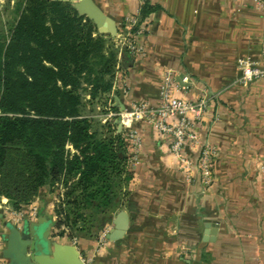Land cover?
Masks as SVG:
<instances>
[{"label":"crops","instance_id":"0c3cea01","mask_svg":"<svg viewBox=\"0 0 264 264\" xmlns=\"http://www.w3.org/2000/svg\"><path fill=\"white\" fill-rule=\"evenodd\" d=\"M91 1L114 21L117 35L123 32L122 21L136 17L140 6V0ZM147 1L158 9L135 35L138 51L118 56L108 105L116 111L136 103L157 106L166 72L174 79L171 96L207 99L194 126L197 141L183 149L190 169L178 165L169 136L151 123L133 124L136 139L130 129L121 128L132 178L127 203L111 217L121 210L127 213L123 236L101 242L59 235L47 225L56 220L54 205L63 188L46 184L23 207L27 211L36 204L33 217L16 220L7 199L0 198V259L5 224L20 227L28 219L40 231L47 229L52 241L73 245L89 264H264V76L242 83L238 65L239 60L260 57L264 8L253 0ZM14 3L0 0L1 22L9 21ZM102 109L86 106L88 116L100 123ZM204 145L215 151L206 188L196 166ZM206 223L217 227L213 241H203Z\"/></svg>","mask_w":264,"mask_h":264},{"label":"trees","instance_id":"16d2710c","mask_svg":"<svg viewBox=\"0 0 264 264\" xmlns=\"http://www.w3.org/2000/svg\"><path fill=\"white\" fill-rule=\"evenodd\" d=\"M20 3L11 23L0 21V197L19 212L39 188L59 184L58 234L97 238L127 203L132 172L123 132L84 110L116 112L108 96L118 56L130 53L70 2ZM157 9L140 0L129 32Z\"/></svg>","mask_w":264,"mask_h":264},{"label":"built area","instance_id":"2783aa9c","mask_svg":"<svg viewBox=\"0 0 264 264\" xmlns=\"http://www.w3.org/2000/svg\"><path fill=\"white\" fill-rule=\"evenodd\" d=\"M254 3L264 8V0H253ZM125 32L119 33L118 47L121 50L125 47L130 54H135L138 47L135 43L136 33H130L129 30L136 23L135 17H129L124 20ZM240 70L239 80L242 83L249 82L253 79L264 76V28L261 39L260 57L257 60L242 59L238 62ZM184 77L182 81H186ZM174 84V79L171 72H166L163 77V82L159 90V104L151 107L146 103L133 104L130 109L125 111H110L108 110L103 118L104 123L107 120L118 118L121 122V128L130 129L129 135L136 139L137 134L133 128V124L138 121H147L153 125L157 132L167 135L170 138L169 150L176 159L178 165L186 171L190 169L192 162L184 155L183 149L185 143L194 144L197 141V135L194 131V126L199 122L207 107V99L200 98L194 101H187L178 97L171 96L169 89ZM215 151L209 145L201 147L199 156L196 161V166L200 175L201 183L204 188L210 186L212 181L211 173V158ZM37 206L29 205V209H22L16 212V220H20L25 216L33 217L36 215ZM107 229L102 230L97 239L103 242L106 239ZM72 241H75L73 239ZM83 264H89L90 261L82 259ZM0 264H5L3 259H0Z\"/></svg>","mask_w":264,"mask_h":264},{"label":"water","instance_id":"95a60500","mask_svg":"<svg viewBox=\"0 0 264 264\" xmlns=\"http://www.w3.org/2000/svg\"><path fill=\"white\" fill-rule=\"evenodd\" d=\"M73 3L78 13L85 15L95 25L98 33L115 37L117 27L111 19L104 16L91 0H57ZM114 106H117L116 104ZM119 111L124 107L119 106ZM117 130H121L118 118L113 120ZM7 233L2 235L5 247L1 252L6 264H83L81 254L71 244H60L52 241L48 230L40 231L35 223L24 219L22 225L11 222L5 224ZM48 227H55V222L48 221ZM128 226V215L119 211L112 219V227L106 234V239L115 241L123 236ZM203 241H213L217 232L216 225H204Z\"/></svg>","mask_w":264,"mask_h":264},{"label":"rangeland","instance_id":"374dc122","mask_svg":"<svg viewBox=\"0 0 264 264\" xmlns=\"http://www.w3.org/2000/svg\"><path fill=\"white\" fill-rule=\"evenodd\" d=\"M20 1H21V0H15L13 10H11V12L9 11L10 19H9L8 23H11V22L15 19V17L18 16V7H21L20 5H22V4L20 3ZM123 32H125V27H124V29H123ZM112 39H113L114 43H115L116 45H118V39H119V37H116V36H115V37H112ZM84 113H86V107H85ZM0 198H3V197H0ZM5 199H6V198H5Z\"/></svg>","mask_w":264,"mask_h":264}]
</instances>
